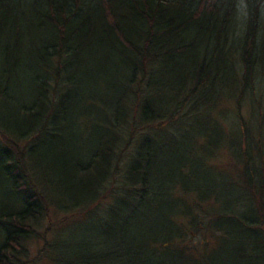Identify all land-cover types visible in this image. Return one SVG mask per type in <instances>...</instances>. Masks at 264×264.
<instances>
[{
	"label": "trees",
	"instance_id": "16d2710c",
	"mask_svg": "<svg viewBox=\"0 0 264 264\" xmlns=\"http://www.w3.org/2000/svg\"><path fill=\"white\" fill-rule=\"evenodd\" d=\"M42 262L264 264V0H0V264Z\"/></svg>",
	"mask_w": 264,
	"mask_h": 264
},
{
	"label": "rangeland",
	"instance_id": "374dc122",
	"mask_svg": "<svg viewBox=\"0 0 264 264\" xmlns=\"http://www.w3.org/2000/svg\"><path fill=\"white\" fill-rule=\"evenodd\" d=\"M203 140H204V137H202L201 139H199V142L202 143ZM191 197H192V195H189V196L187 197L188 201H191V200H192ZM80 217H81V216H80ZM80 217L77 218V220H80ZM74 219H76V218L74 217ZM44 222H46V221H44ZM82 222H84V221H82ZM44 224H45V223H44ZM78 224H80V222H73L72 224H70V227L73 229V228H75V226H77ZM64 229H65V227H64ZM42 244H43V241H41V240H40V241H38V240H34V241L32 242V244H31V248L34 249L33 253H35V251H36L35 248L41 247ZM209 244L211 245L212 242H211V243L209 242ZM40 264H44V262H42V263H40Z\"/></svg>",
	"mask_w": 264,
	"mask_h": 264
}]
</instances>
